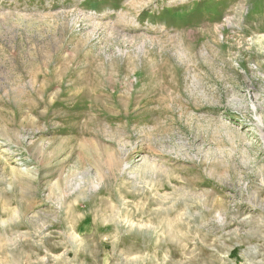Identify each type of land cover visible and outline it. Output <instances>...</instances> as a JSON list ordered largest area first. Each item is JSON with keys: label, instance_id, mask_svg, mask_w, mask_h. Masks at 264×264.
Here are the masks:
<instances>
[{"label": "rangeland", "instance_id": "obj_1", "mask_svg": "<svg viewBox=\"0 0 264 264\" xmlns=\"http://www.w3.org/2000/svg\"><path fill=\"white\" fill-rule=\"evenodd\" d=\"M264 0H0V264H264Z\"/></svg>", "mask_w": 264, "mask_h": 264}, {"label": "bare ground", "instance_id": "obj_2", "mask_svg": "<svg viewBox=\"0 0 264 264\" xmlns=\"http://www.w3.org/2000/svg\"><path fill=\"white\" fill-rule=\"evenodd\" d=\"M258 124H260V123H258ZM258 128H259L260 136L264 140V132H263L261 124L258 126Z\"/></svg>", "mask_w": 264, "mask_h": 264}]
</instances>
